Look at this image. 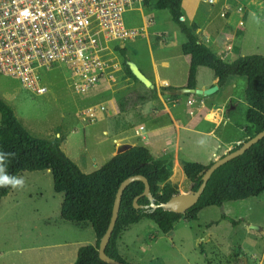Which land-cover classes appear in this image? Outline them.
<instances>
[{
    "label": "rangeland",
    "instance_id": "rangeland-1",
    "mask_svg": "<svg viewBox=\"0 0 264 264\" xmlns=\"http://www.w3.org/2000/svg\"><path fill=\"white\" fill-rule=\"evenodd\" d=\"M194 1L183 0L182 6L184 3L188 9H191L195 6ZM236 5L241 8H239L238 14L235 15L233 12L232 15H235V19L242 18L244 21L240 26L242 29L238 30L239 34L236 33L235 37L237 38H234L235 45L230 58L253 54L264 56V0H215L213 3H208L207 0H198L194 20L208 32L221 33L222 29L224 32H228L231 29L227 28L228 23L225 18L231 16V9ZM220 12L224 17L220 15ZM124 21L127 27L140 31L136 38L126 42L125 45L126 55L132 62L131 52H136L137 47L147 40L143 35L145 32L150 38L148 45L152 43V35L164 34L167 38L164 48L152 49L156 62L182 55L180 47L181 42L185 41V36L172 22L166 10L144 8L141 12L131 11L124 15ZM229 24L234 28L235 22ZM143 27H145V31ZM138 42H140L139 45H137ZM108 56L111 55L108 54ZM115 56L113 54L112 57ZM120 59L121 57L117 54L116 59L113 58L112 62L117 63L118 61L120 64ZM159 67L161 70L165 69ZM62 72L58 67L48 71L49 91L44 95H36L24 89L13 78L0 75V97L12 107L15 115L33 134L49 139L57 135L65 138L60 145L62 150L83 172L88 173L98 168L109 158L113 148L112 137L102 134L101 123L90 122L92 118L89 114L86 117L89 121L81 122L78 118L66 121L59 99L63 95H59L61 92L58 90L60 84L65 86L68 83L67 78L62 76ZM120 74L121 70L114 72L115 77ZM210 75H213L210 69L205 67L198 69L199 81L207 80ZM122 78L124 79L125 76ZM233 79L236 81L235 94L245 98L247 78L235 76L231 80ZM132 82L133 86H128L123 96L144 90L138 81L132 79ZM69 89L76 93L71 85H69ZM91 94L87 92L80 96H90ZM168 94H172L171 91ZM231 103V101L228 102L226 108L228 112L232 111L234 114L232 116L237 117L243 124V128L240 130V142H242L248 137L246 136V126L243 123L246 107L242 102H239L236 111L230 110ZM80 113L82 115L83 112ZM228 132L231 133V131ZM237 145L238 143L232 144L227 151ZM201 152L204 154V151L201 150ZM224 153L225 151L218 157ZM171 174V183L177 186L178 193L192 192L189 180L183 178L181 174L179 175L175 167L171 169ZM19 176H23L25 179L24 187L12 188L0 200V264H68L71 257L64 258V253H62L65 250V243L70 247V251L74 247L93 244L95 233L92 226L88 222L62 221L59 213L62 194L53 190L52 176L49 171H25L21 172ZM229 203L231 217H245L249 224L247 227L254 225L260 228L244 226L240 229L236 240L243 243V251L239 245H232L228 242L232 233V225L228 220H221L222 222L212 230L219 246L207 243L198 246L199 238L205 235L201 232L203 222L213 218L203 214L201 219L189 221L188 224L180 219L173 226V230L166 234L161 233L157 226L147 219L131 225L133 229L126 235L128 238H125V241L129 243L130 250L121 248L123 258L130 264H144L143 260L138 258L145 255H154L165 264H201L202 261L200 263L199 260H205L206 256L207 260H212L211 264H243V259L239 260L238 258L243 252L242 258L247 259V264L248 262L249 264H264L261 242L259 240L258 243L247 241L246 234V231L249 233L248 230H250L252 235L257 236L258 234L264 238V193L257 197H251L247 202L230 201ZM214 208L221 211L220 207L215 206ZM148 241H151V244H148ZM70 253L72 256L75 254V252ZM187 260H189L188 263Z\"/></svg>",
    "mask_w": 264,
    "mask_h": 264
},
{
    "label": "trees",
    "instance_id": "trees-1",
    "mask_svg": "<svg viewBox=\"0 0 264 264\" xmlns=\"http://www.w3.org/2000/svg\"><path fill=\"white\" fill-rule=\"evenodd\" d=\"M145 9L166 10L172 22L184 34L186 41L181 52L189 60L187 87H195V77L199 66L211 69L221 87L229 76H245L247 85L245 96L246 136H253L264 129V56L253 54L238 56L231 61H221L217 54L200 41L197 24L185 19L182 0H146ZM184 17V19H181ZM126 47L115 48L125 76L139 81L130 69L131 60ZM144 87V86H143ZM172 86H161L162 95L172 91ZM155 96V88L144 87L143 91L129 93L118 99V108L125 110L129 105L147 102ZM243 128V124H236ZM62 137L52 139L39 137L24 126L12 107L0 97V151L13 152L15 157L8 165V172L19 176L25 171L50 170L53 190L62 194L60 218L65 222H88L95 233V243L82 245L77 250L74 262L69 264H108L98 256V244L110 220L113 201L122 180L130 175L141 174L148 180L150 192L157 204L167 201L178 193L177 186L169 181L172 168L170 154L155 157L146 146L134 145L130 149L114 154L95 170L85 173L61 149ZM211 163V162H210ZM207 165L194 161L182 164L186 177L195 191L201 183ZM141 181L129 183L121 197L118 216L105 248L108 256L127 262L119 253L118 241L133 224L143 219L152 221L163 234L170 232L181 218L197 219L198 212L208 206H222L224 202L257 197L264 193V137L249 147L243 154L219 166L208 179L198 200L183 213L156 209L135 208L133 200L143 191ZM11 187H0V200ZM138 204L147 205L148 199L139 197ZM235 228L242 219L221 214Z\"/></svg>",
    "mask_w": 264,
    "mask_h": 264
},
{
    "label": "crops",
    "instance_id": "crops-1",
    "mask_svg": "<svg viewBox=\"0 0 264 264\" xmlns=\"http://www.w3.org/2000/svg\"><path fill=\"white\" fill-rule=\"evenodd\" d=\"M194 3L195 6L191 9H188L184 3L182 6L185 12V19L187 16L186 20L188 22H195L194 13L198 4V0H195ZM239 8L241 7H238V5L232 7L231 16L229 18H225L226 22L228 23L227 28L231 29L228 32H224V29L221 30V33L212 31L208 32L204 28H201L197 22H195L198 26L197 35L200 41L210 47L217 54L219 60L221 61L232 60L230 58V54L234 49V38H237L235 37L236 33L239 34L238 30L242 29L240 26L243 25L244 21L242 18L235 19L234 17L236 14H238ZM233 12H235V15H232ZM220 15L224 17L222 12H220ZM234 22L235 26L233 28L229 23ZM143 30L145 31V27H143ZM143 35H145L147 40H144L140 47L135 46L138 48V50L136 52L132 51L130 58L155 84V96L151 100L136 105H129L125 110L120 111L118 108V99L123 96V93L128 89V86H133V82L132 78L125 76L121 66H114L113 68L109 69V76L102 84H99L95 88L87 91L92 93L90 96H80L82 93H73L69 89V81L65 86L60 84L61 86L58 88V90L61 92V94L59 95H63L62 97H59L61 111L64 116H66V121H72V118H78V120L84 122L87 120L86 117L89 114V116L92 118H90V122H100L102 134H108L112 137L113 148L109 158L116 154L117 147L124 143L131 144V146H146L155 157L161 156L163 154H170L173 163L172 168L175 167L176 172H178L179 175L181 174L183 178L187 180L188 178L186 177L182 168L184 161H194L203 165H208L210 162L217 159V157L222 152L225 151L226 153L227 149L230 148L232 144L240 143L241 128H239L236 124L241 122L237 117L232 116L234 115L232 114V111L228 112L226 106L227 103L231 101L232 103L230 105V110L236 111V107L238 106L239 102H242V104L246 107V97H238L237 94H235L234 88L236 81L235 79H233L234 81L231 80L235 76H229L227 81L221 87L218 86L219 88L215 93L209 95L173 94V97L162 95L160 92L161 86H172L174 88L186 86L189 60L181 52L182 55H176L173 59H165L156 62L154 60L152 49L164 48L165 44L167 43V38L164 36V34L152 35V46H150V43L149 45L147 44L150 42L148 33L145 32ZM161 37L165 38V42L163 43V46L159 47L158 43ZM185 41L181 42V45ZM139 44L140 42H138L137 45ZM159 66L165 69L161 70ZM201 67L203 66H199L197 68V72ZM117 70H121V74L115 77L114 72ZM197 72L195 77V87L205 89L211 87L214 84L217 85V78L215 77L214 73L213 75H210L207 80L199 81ZM123 76H125L124 79L122 78ZM138 82L142 86L146 87L140 81ZM80 112H83L82 115ZM228 131H231V133ZM64 139L65 138H63V140ZM201 140L204 141L203 145L198 143ZM201 150L204 151V154H202ZM45 171H49L51 174L50 170ZM169 181H172V174L169 177ZM189 184H191L192 187L190 180ZM183 193L187 194L188 192ZM250 198L248 197L246 199L235 201L242 203L247 202L250 200ZM229 202L230 201L224 202L222 206H220L221 211H218L219 209H215V206H208L201 209L197 214V219L195 220H186L181 218V220L188 224L189 221H197L199 218L201 219L203 214H207V217H213L212 219L205 220L203 222L204 224L201 232L205 235L199 238V242H197L198 246L202 243L219 246V244L216 243L217 238L212 233V230H214V227H217V225L222 222L221 220H227L221 217L222 213L231 217L229 215V212L231 211ZM233 219L236 221L242 219V221L239 222L235 228L232 227L233 230L231 229L232 233L228 238V242L232 245H239L241 251H243V243L237 242L236 239L240 234V229L244 226L247 227L249 224L247 219L242 216ZM176 223H178V221ZM247 228L252 227L250 226ZM132 229L133 228L130 226L118 241V250L122 257V247L125 250H130L129 243L125 241V238ZM248 231L249 233L246 231L248 236L247 241L258 243L259 240L263 248L262 255H264V238L258 234L257 236H254L251 234L250 230ZM95 239L96 237H94L93 244L95 243ZM147 243L151 244V241H148ZM79 247L80 246L74 247L73 250L70 251V247H68L65 243V250L62 253H64V258L71 257L69 263L75 261ZM70 252H75L74 256H72ZM242 256L243 252H241L238 256L239 260L242 259ZM138 259L143 260L144 263H147L148 261L157 259V257H154V255H145L143 257H139ZM201 261L203 264L213 263L212 260H207L206 256L205 260H199L200 263ZM186 262L188 263L189 260Z\"/></svg>",
    "mask_w": 264,
    "mask_h": 264
},
{
    "label": "built area",
    "instance_id": "built-area-1",
    "mask_svg": "<svg viewBox=\"0 0 264 264\" xmlns=\"http://www.w3.org/2000/svg\"><path fill=\"white\" fill-rule=\"evenodd\" d=\"M145 1L0 0V75L44 95L48 71L58 67L76 93L95 88L120 67L112 62L115 48L140 33L127 27L124 15L142 11ZM164 42L161 37L158 46Z\"/></svg>",
    "mask_w": 264,
    "mask_h": 264
},
{
    "label": "water",
    "instance_id": "water-1",
    "mask_svg": "<svg viewBox=\"0 0 264 264\" xmlns=\"http://www.w3.org/2000/svg\"><path fill=\"white\" fill-rule=\"evenodd\" d=\"M130 69L133 73V75L147 88L153 89L155 88V84L141 71V69L134 63L130 62ZM218 85L214 84L211 87L201 89L197 87H177L174 88L171 93L174 95H209L212 93H215L218 90ZM264 137V129L255 133L253 136H248L244 141L240 142L237 146L233 147L231 150L223 154L222 156L218 157L217 159L213 160L210 164L207 165L206 169L203 171L202 177H201V183L199 184L198 188L190 193H177L175 195H172L167 201L161 202L157 204L154 200V197L152 196L150 192V186L148 183V180L145 176L141 174H135L130 175L126 177L124 180L121 181L119 184L117 191L115 193L111 216L109 223L107 225V228L103 235L101 236L98 244V256L99 258L108 263V264H127L120 260L114 259L110 256H108L105 252V248L109 242L111 233L113 231L118 212L121 202L122 193L125 189V187L133 182V181H141L144 185L143 191L134 198L133 200V206L135 208H144V209H156L158 207L163 208L164 210H169L175 213H183L186 209L190 208L192 205L196 203L199 196L203 192L206 183L208 179L210 178L211 174L222 164L226 163L227 161L231 160L232 158H235L241 154H243L249 147H251L253 144L258 142L260 139ZM132 146L131 144L124 143L117 147L116 154L124 152L128 149H130ZM144 196L148 199L149 203L147 205L138 204L139 197ZM254 229H260L257 226L251 225ZM243 259V264H247V259ZM144 264H163L161 260L155 259L148 261Z\"/></svg>",
    "mask_w": 264,
    "mask_h": 264
},
{
    "label": "clouds",
    "instance_id": "clouds-1",
    "mask_svg": "<svg viewBox=\"0 0 264 264\" xmlns=\"http://www.w3.org/2000/svg\"><path fill=\"white\" fill-rule=\"evenodd\" d=\"M198 143L204 144L201 140ZM13 152L0 151V187H11L13 189L23 188L25 179L23 176L10 174L7 170L10 161L15 157Z\"/></svg>",
    "mask_w": 264,
    "mask_h": 264
},
{
    "label": "bare ground",
    "instance_id": "bare-ground-1",
    "mask_svg": "<svg viewBox=\"0 0 264 264\" xmlns=\"http://www.w3.org/2000/svg\"><path fill=\"white\" fill-rule=\"evenodd\" d=\"M213 1H215V0H213Z\"/></svg>",
    "mask_w": 264,
    "mask_h": 264
}]
</instances>
